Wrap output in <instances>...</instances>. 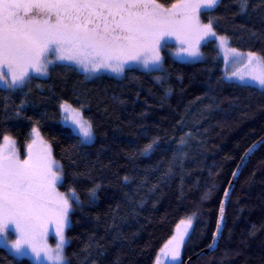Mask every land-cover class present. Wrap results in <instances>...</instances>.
Listing matches in <instances>:
<instances>
[{
	"label": "trees",
	"instance_id": "obj_1",
	"mask_svg": "<svg viewBox=\"0 0 264 264\" xmlns=\"http://www.w3.org/2000/svg\"><path fill=\"white\" fill-rule=\"evenodd\" d=\"M209 16L231 48L264 57V0H248L244 11L239 0H221L200 18ZM201 51L202 58L186 61L163 49L161 71L130 66L120 75L91 78L58 64L23 91H0V139L11 136L23 154L38 126L64 167L61 190L71 185L80 197L67 228L70 264H154L187 215L195 220L178 264H264V143L238 177L217 249L203 252L235 167L264 134V90L227 79L214 42ZM60 100L83 106L93 142L81 145L69 135ZM189 132L183 155L173 159L177 140ZM153 137H159L155 151L142 155ZM94 185L93 202L87 190ZM0 264L47 263L0 244Z\"/></svg>",
	"mask_w": 264,
	"mask_h": 264
},
{
	"label": "snow or ice",
	"instance_id": "obj_2",
	"mask_svg": "<svg viewBox=\"0 0 264 264\" xmlns=\"http://www.w3.org/2000/svg\"><path fill=\"white\" fill-rule=\"evenodd\" d=\"M220 2L173 0L166 6L160 0H0V91H23L34 73L47 75L50 67L58 64L75 68L86 78L104 72L122 74L136 64L161 71V49L172 37L178 43L176 51L191 57L200 54L201 41L215 38L225 54L226 78L243 87L264 90V57L228 47V38L216 33L214 17L201 21V12L212 11ZM239 3L244 11L248 0ZM229 62L234 70H228ZM82 107L73 108L67 101L60 104L63 119L70 121V126L65 125L69 135L81 145L91 143L95 135L92 122L82 115ZM30 135L23 159L11 136L3 135L0 142V237L16 255L30 252L39 259L43 254L49 264H70L65 254L69 242L65 230L70 227L73 202L80 205V197L71 185L64 192L59 190L57 185L65 178L63 165L53 156L38 127L33 125ZM190 135L185 133L177 140L173 159L183 155L180 150ZM158 140L153 137L141 154L151 155ZM253 147L246 149L245 155ZM71 175L75 180L78 174ZM123 179L126 182L128 177ZM98 187L87 190L93 202ZM223 211L222 203L221 219L209 248L222 230ZM191 226V217L180 220L154 264H161L162 255L173 260L180 256ZM50 228L55 232L54 246L48 243ZM10 229L15 239L8 240Z\"/></svg>",
	"mask_w": 264,
	"mask_h": 264
},
{
	"label": "rangeland",
	"instance_id": "obj_3",
	"mask_svg": "<svg viewBox=\"0 0 264 264\" xmlns=\"http://www.w3.org/2000/svg\"><path fill=\"white\" fill-rule=\"evenodd\" d=\"M167 6V5H166ZM201 21L202 22H204L202 19H201ZM218 35V34H217ZM207 41H212V42H214L215 44H216V46H217V48H218V50H219V52H220V54H221V56H222V58H223V60H224V51L219 47V43H218V41L215 39V38H205V40H203V41H201V43H200V48H199V55L198 56H196V57H191V56H189L188 54H186V53H180V52H177L176 51V49H177V47H178V43H177V41L175 40V38L174 37H172V38H169V42H168V44L166 45V47H164V48H162L161 49V55H162V50L163 49H167L168 51H170V53L174 56V57H176L177 59H180V60H186V61H194V60H197V59H200V58H202L203 57V53H202V51H201V47H202V45L205 43V42H207ZM228 47H230L229 46V43H228ZM231 48V47H230ZM243 53H245V52H243ZM230 59H231V57H230ZM132 66H137V67H140V68H143V69H145L142 65H139V64H136V65H132ZM224 70H225V60H224ZM228 70L229 71H231V70H234V67H233V65L229 62V64H228ZM107 73H111V74H114V75H120V74H116V73H112V72H107ZM34 76H46V75H41V74H36V73H34L33 74ZM225 75H226V72H225ZM65 100H60V102H59V108H60V104L62 103V102H64ZM68 102V101H67ZM68 104L69 105H71L73 108H77V107H75V106H73L71 103H69L68 102ZM60 114H61V122L63 123V124H68L69 126H70V121H65L64 119H63V116H64V114L62 113V111H61V109H60ZM85 118V117H84ZM36 126V125H35ZM33 127V126H32ZM36 127H38V126H36ZM39 128V127H38ZM40 130V129H39ZM30 132H31V130H30ZM40 134H41V136L43 137V139L44 140H46L47 142H48V140L44 137V135L41 133V131H40ZM31 135H30V139L28 140V142H30V140H31ZM94 139H95V135H94ZM94 139L91 141V142H93L94 141ZM0 142H2V139H0ZM27 142V143H28ZM27 143H26V145H27ZM49 143V142H48ZM50 144V143H49ZM26 145H25V147H24V152H23V154H21L19 151V154H20V158L21 159H23L24 157H25V155L27 154V148H26ZM53 154V153H52ZM54 156V155H53ZM55 157V156H54ZM56 160H58L57 158H55ZM59 161V160H58ZM61 163V162H60ZM60 185L61 184H58L57 186H58V188H59V190L60 191H62V192H64L63 190H61V188H60ZM78 194V193H77ZM76 205V203L75 202H73V207H72V209L70 210V212L73 210V208H74V206ZM187 217H191L192 218V225H193V223H194V220H195V215H187V216H185L183 219H185V218H187ZM69 219H70V213H69ZM192 229V226L190 227V229H189V232H190V230ZM175 231H176V227H175V229H174V232H173V234L175 233ZM172 234V235H173ZM65 235H66V237H68V235H67V228H66V230H65ZM171 235V236H172ZM188 236V235H187ZM187 236L185 237V240H186V238H187ZM12 239H15V234H14V231H12L11 229H10V231H9V234H8V240H12ZM2 240H3V238L2 237H0V244L2 245V246H4V247H6L10 252H12L14 255H16L12 250H11V248L9 247V246H5L4 245V243L2 242ZM168 241V240H167ZM166 241V242H167ZM165 242V243H166ZM48 243L50 244V245H55V243H56V238H55V232H54V229H52V228H50V230H49V234H48ZM164 243V244H165ZM184 244V243H183ZM163 247V246H162ZM66 248V247H65ZM182 248H183V245L181 246V253H182ZM27 251V250H26ZM159 253V252H158ZM158 253H157V255H158ZM181 253H180V256L177 258V259H175V260H173L171 257H169V256H161V264H178V263H180V261H181ZM27 255H31L33 258H35V259H37L33 254H31L30 252H28L27 253ZM16 256H19V255H16ZM37 260H40V261H42V262H44V263H47V264H49V262L44 258V256H43V254H41V257L39 258V259H37Z\"/></svg>",
	"mask_w": 264,
	"mask_h": 264
},
{
	"label": "water",
	"instance_id": "obj_4",
	"mask_svg": "<svg viewBox=\"0 0 264 264\" xmlns=\"http://www.w3.org/2000/svg\"><path fill=\"white\" fill-rule=\"evenodd\" d=\"M263 143H264V134L262 136H260L255 142H253L250 145V146H253L254 145V147L252 148V151L249 152L247 155L244 154L243 159H241L239 161V163L237 164V166L235 167L233 173H236V175H233V173H232V176L230 178V181H229V183L227 184V186L225 188V190L228 191V195L225 196V191H224L223 196H222V200H221L220 206H219L217 221L221 219L220 207H221V204L223 203L224 211H223V219H222V230L219 233H217L216 243L213 245V247L212 248L206 247L203 250V252L205 254L211 253V252H213V251H215L217 249V247L219 245V242H220V239H221V236H222V233H223V230H224V224H225V219H226L227 204H228V201H229L230 196L232 194V191H233V189H234V187L236 185V182L238 180V177L241 174V172L243 171V169L246 166V164L248 163V161L250 160L251 156L259 148V146L261 144H263ZM216 225H217V222H216ZM216 231H217V228H215V232ZM192 258L193 259L196 258V255H194ZM186 264H190V262L187 261Z\"/></svg>",
	"mask_w": 264,
	"mask_h": 264
}]
</instances>
